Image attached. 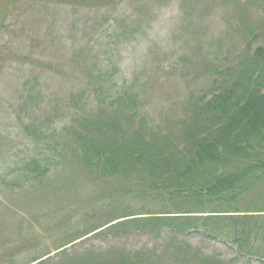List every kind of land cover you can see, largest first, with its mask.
I'll return each mask as SVG.
<instances>
[{"label":"rangeland","instance_id":"rangeland-1","mask_svg":"<svg viewBox=\"0 0 264 264\" xmlns=\"http://www.w3.org/2000/svg\"><path fill=\"white\" fill-rule=\"evenodd\" d=\"M139 1L127 0L117 13H99L97 19V14L74 15L67 9L41 14L47 18L43 23L44 17L36 15L45 12L42 6L38 11L31 9L35 13H22L19 7L0 13V133L6 134L5 138L0 135V264H30L49 253L41 264H113L120 256L140 264H163L165 254L169 258L167 251L177 246L225 264H264V260L248 261L234 245L196 233L176 235L168 229L118 233L103 228L62 252L55 251L116 217L157 213L164 202L144 194L132 182L103 180L87 174L75 159L61 160L55 151L49 156L44 155L47 150L41 152L42 146L23 132L18 113L20 89L25 77L32 76L27 66L5 57L9 42L16 47L24 33L31 38L39 34L43 41L35 54L47 50L64 64L61 72L45 82L52 92H59L44 109L49 114L75 81L86 84L87 74L79 69L83 64L101 63L119 86L141 89L149 123L167 126L166 131L168 123L180 120L190 95H202L210 66L236 65L247 48L264 47V11L255 2H244L239 9L232 3L186 0L182 4L192 11L186 13L181 0L160 8L154 0ZM140 7L144 10L138 11ZM124 19L127 25L122 24ZM139 19L146 21L144 30L133 40L129 31ZM206 69L209 74L204 73ZM59 85L67 91L56 88ZM42 113L35 116L43 119ZM60 120L59 130L70 123V119ZM39 156L44 165H50L46 177L25 182L17 174L6 176L11 171L5 173L6 169L16 168L22 159Z\"/></svg>","mask_w":264,"mask_h":264},{"label":"trees","instance_id":"trees-1","mask_svg":"<svg viewBox=\"0 0 264 264\" xmlns=\"http://www.w3.org/2000/svg\"><path fill=\"white\" fill-rule=\"evenodd\" d=\"M126 1L0 0V13L17 7L22 13H35L31 9L38 11L42 6L46 13H36L42 18L47 13L70 9L74 15L97 14L94 16L97 19L99 13H117L116 9L126 6ZM171 1L153 2L160 8ZM181 1L185 12L191 13L182 4L186 0ZM207 1L232 3L239 9L244 2H255L264 11V0ZM46 21V17L41 20ZM144 22L139 19L137 25L136 22L131 26L129 33L133 40L144 30ZM128 23L126 19L122 21ZM42 38L39 34L31 38L24 33L19 45L13 47L9 42L6 48L5 57L12 56L19 65L27 66L32 76L25 77L20 89L18 113L23 132L34 144L42 146L41 152L47 150L44 155L55 151L61 160L75 159L76 165L89 175L132 182L144 194L164 202L157 213L116 217L55 251L103 228L118 233L126 230L156 233L168 229L176 235L196 233L211 241L234 245L248 261H263L264 47L254 51L247 48L236 65L210 66V74L206 69L209 82L203 83L202 95L191 94L180 120L168 123L166 131L167 126L162 129L149 123L141 89L119 86L104 72L107 67L101 63L92 67L83 64L79 69L87 74L86 84L75 81L49 114L44 109L59 92H52L45 82L61 72L64 64L47 54V50L35 54ZM78 54L73 55V63L77 62ZM34 71H39V75H34ZM56 88L67 91L61 85ZM60 111L64 113L54 116V112ZM41 112L43 119L35 116ZM59 119L61 122L70 119V123L59 130ZM0 135L5 138L6 134ZM21 161L14 169H3L5 173L11 170L6 176L17 174L26 182L31 178L42 179L50 170L40 156ZM114 222L117 223L111 225ZM167 255L169 258L165 254L163 264H225L201 257L185 246L168 250ZM113 264L140 263L120 256Z\"/></svg>","mask_w":264,"mask_h":264}]
</instances>
